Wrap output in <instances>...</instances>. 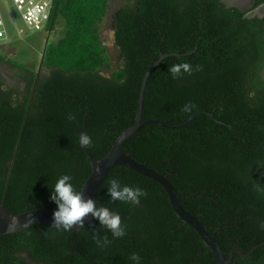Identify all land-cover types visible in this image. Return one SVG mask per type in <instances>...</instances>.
<instances>
[{
	"label": "trees",
	"instance_id": "trees-1",
	"mask_svg": "<svg viewBox=\"0 0 264 264\" xmlns=\"http://www.w3.org/2000/svg\"><path fill=\"white\" fill-rule=\"evenodd\" d=\"M107 0H54L46 30L63 21L61 35L47 44L46 75L0 53L18 70L22 88L0 78V203L16 214L36 207L57 208L50 199L56 180L73 177L79 191L91 172L79 146L103 157L133 122L146 69L141 121L154 119L124 142L130 157L164 175L184 209L196 216L222 248L228 264H264V16H246L221 0H129L112 15L114 45L122 64L109 67L99 24ZM201 66L173 79L168 68ZM191 101L190 112L181 111ZM68 114L75 119L69 121ZM147 190L139 205L112 201L109 181ZM97 206L120 215L126 235L106 247L94 237L111 233L93 218L69 236L46 224L0 235V264H216L213 252L174 212L165 189L153 179L115 166L96 195ZM71 248L72 250H70ZM246 254L243 257L240 253Z\"/></svg>",
	"mask_w": 264,
	"mask_h": 264
},
{
	"label": "water",
	"instance_id": "water-1",
	"mask_svg": "<svg viewBox=\"0 0 264 264\" xmlns=\"http://www.w3.org/2000/svg\"><path fill=\"white\" fill-rule=\"evenodd\" d=\"M246 14L247 16L251 15L248 13ZM46 42L47 38L45 39V44ZM45 48L46 46H44V49L41 53L38 68L35 71L36 76L38 75L40 66L43 62ZM167 55L168 54L166 53H160L159 57L146 69L139 89L138 105L134 122L115 138L108 152L103 157L95 159L91 156L88 149H84L91 164V172L86 178V180L83 182L79 191H83V195L85 198H91L95 201L99 187L101 186L105 178L108 176L111 169L119 165L126 166L144 175L145 177L153 179L154 181L158 182L167 192L168 199L175 214L185 224L191 226L202 239L204 244L213 252L216 264H228L232 258L233 252L231 251L229 253L228 258L225 256L224 251L215 241L214 237L208 233L207 228L199 221L196 216L188 213L184 209V202L180 199L177 191L175 190L171 182L161 173L130 157L127 153H125L123 148L124 142L127 139L132 137L143 126L149 123H155L168 128H178L186 125L192 119V117H194V115L198 113H192L188 117V119L180 125H172L154 119L141 121L143 94L147 78L152 69L157 66L158 63ZM55 210L56 208L40 206L13 214L6 210L3 203H0V235L15 233L35 224H46L57 227L56 225H53V213ZM84 223L94 224V220L91 217V214H88V216L84 218ZM81 226L69 230L66 235L67 242L69 241L70 234L79 230ZM69 249L72 250L71 248ZM237 252L240 253L243 257L246 256V254H242L240 251Z\"/></svg>",
	"mask_w": 264,
	"mask_h": 264
},
{
	"label": "clouds",
	"instance_id": "clouds-1",
	"mask_svg": "<svg viewBox=\"0 0 264 264\" xmlns=\"http://www.w3.org/2000/svg\"><path fill=\"white\" fill-rule=\"evenodd\" d=\"M201 66H193L189 62L173 64L168 68L173 79L181 77L183 74L191 75L194 71H200ZM195 105L189 101L181 109L183 112H190ZM67 119H75L73 114H68ZM92 138L85 132H81L78 137L79 146L82 149H88L92 145ZM73 177L69 174L61 175L55 182L51 191L50 199L57 205L53 213V225L65 230H72L84 224V218L91 214L99 224L105 227L110 233L112 240L107 236L103 238L94 237L98 247L106 248L113 240L119 239L126 235L127 226L122 223L118 213L111 211L107 207L97 206V202L91 198H85L83 191H78L73 183ZM253 189L264 195V184L254 183ZM107 193L112 201H119L123 204L139 205L141 197L147 196V190L140 186H127L122 184L118 177L109 181ZM259 228L264 229V221L260 222ZM132 264H141L142 257L133 252L128 258Z\"/></svg>",
	"mask_w": 264,
	"mask_h": 264
},
{
	"label": "rangeland",
	"instance_id": "rangeland-1",
	"mask_svg": "<svg viewBox=\"0 0 264 264\" xmlns=\"http://www.w3.org/2000/svg\"><path fill=\"white\" fill-rule=\"evenodd\" d=\"M125 1L126 0H107L106 12L99 24L100 38L106 47V55L110 64L108 68L100 71V74L105 77H108L111 71L116 70L122 64L118 49L114 45V30L111 21L115 10ZM14 13L16 14L15 11ZM16 25L23 30L22 35L18 37L15 34L13 27L9 25L8 34L10 40L5 46L0 45V53L9 59L21 62L36 71L44 46H47L51 41L57 40L61 35L63 21L60 17H57L52 31L27 29L18 16H16ZM46 38L47 42L45 44ZM38 73L40 76L47 74L43 64H41ZM0 78L4 81V87L12 86L22 88L24 84L18 70L3 61H0ZM27 263L31 264L30 262Z\"/></svg>",
	"mask_w": 264,
	"mask_h": 264
},
{
	"label": "built area",
	"instance_id": "built-area-1",
	"mask_svg": "<svg viewBox=\"0 0 264 264\" xmlns=\"http://www.w3.org/2000/svg\"><path fill=\"white\" fill-rule=\"evenodd\" d=\"M54 0H0V45L9 43L8 26L20 37L23 30L16 25V16L27 29L46 30ZM16 14L14 13V11Z\"/></svg>",
	"mask_w": 264,
	"mask_h": 264
},
{
	"label": "flooded vegetation",
	"instance_id": "flooded-vegetation-1",
	"mask_svg": "<svg viewBox=\"0 0 264 264\" xmlns=\"http://www.w3.org/2000/svg\"><path fill=\"white\" fill-rule=\"evenodd\" d=\"M126 1L124 3H126ZM129 1L133 2V0H129ZM221 1L223 3H225L226 5H228V6H233V5L229 4L230 0H221ZM246 1L250 4V8L248 9V12H250V14H251L250 16H257L258 18H262L264 16V6L263 7L259 6L260 4L264 3V0H246ZM245 15L247 16L246 13H245ZM27 262H30L31 264H43V263H40V262H33L32 260L26 258V263L25 264H28Z\"/></svg>",
	"mask_w": 264,
	"mask_h": 264
},
{
	"label": "crops",
	"instance_id": "crops-1",
	"mask_svg": "<svg viewBox=\"0 0 264 264\" xmlns=\"http://www.w3.org/2000/svg\"><path fill=\"white\" fill-rule=\"evenodd\" d=\"M229 4L237 7L241 11L250 14V12H248V9L250 8V4L246 0H230ZM259 6L263 7L264 3L260 4Z\"/></svg>",
	"mask_w": 264,
	"mask_h": 264
}]
</instances>
